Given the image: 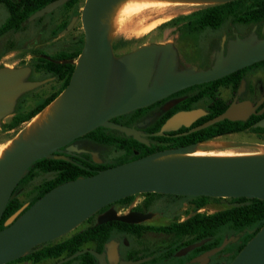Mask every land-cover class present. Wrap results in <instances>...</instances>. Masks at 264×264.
I'll return each instance as SVG.
<instances>
[{
	"label": "water",
	"instance_id": "1",
	"mask_svg": "<svg viewBox=\"0 0 264 264\" xmlns=\"http://www.w3.org/2000/svg\"><path fill=\"white\" fill-rule=\"evenodd\" d=\"M64 1H51L36 11L31 19L52 11ZM116 1H85L81 12L84 45L76 59L58 60L44 55L57 63H73L75 68L68 85L57 96L62 95L61 107L51 123L35 140L17 143L0 160V220L20 179L37 160L62 158L70 161L71 158L57 152L100 126L120 130L148 143L140 137L142 132L138 129L114 122L111 118L148 106L187 86L222 78L264 60V37L258 40L238 38L229 45L226 58L220 57L212 67L196 71L179 70L177 50L172 43L145 45L117 58L113 54L111 38H108L102 24L105 13ZM228 1L232 0H220L218 3ZM116 60L123 62V76L116 89L112 90L115 95L110 98V75ZM31 72L30 66L0 67V127L3 119L15 112L20 96L39 84L29 79ZM255 108L250 101L233 102L225 111L195 129L224 119L245 120L262 112ZM202 114L201 108L177 112L154 134L163 135L166 130L188 126ZM150 120L148 117L145 122ZM255 125L264 127V117ZM198 144L158 150L51 188L29 208L23 211L22 207L8 218L6 227L0 230V264L25 256L34 247L71 232L102 208L139 193L264 200V154L230 157L184 155L160 159L169 154L194 152ZM153 215V212L138 211L120 214L110 206L98 215L97 224L113 220L141 223ZM242 234L224 238L219 246L206 251L199 259H209L229 242L237 241ZM204 242L191 244L177 254L181 255ZM86 251L95 255L99 264H108L105 254L93 249L77 251L62 261ZM120 264L135 262L125 260ZM229 264H264V224Z\"/></svg>",
	"mask_w": 264,
	"mask_h": 264
},
{
	"label": "flooded vegetation",
	"instance_id": "2",
	"mask_svg": "<svg viewBox=\"0 0 264 264\" xmlns=\"http://www.w3.org/2000/svg\"><path fill=\"white\" fill-rule=\"evenodd\" d=\"M43 1L46 0H0V67L8 65L7 60H10V58L13 55L15 56L17 55L20 56L19 57L20 61H22L23 59L27 60L25 64L32 67V74H33L34 72L33 66H35L39 62L38 61L39 58H45L44 55H48L52 59H55V56L60 53L70 52V51L72 53L78 48H83L82 47V41L84 40L83 25L79 27L81 29V31H79L81 32V34L79 35L78 34L76 35L75 26L71 28L70 25L72 19L75 16L76 6L78 2L76 4H72L71 0H65L62 4L57 6L52 11L31 19V16L36 11L40 10L46 4L50 3L53 0H47V3L45 5L33 11L29 16L27 15L29 8H33L35 7V5L42 3ZM185 23H187V19H184L183 22L181 21L176 24H173L178 29L177 33L172 38L173 44H175L173 46L177 50V55L180 64L184 60L190 61L193 59V62H195L201 53L203 52L206 53L209 56V58L207 59L206 65L204 64L200 65L201 66L200 69H207L214 65V61H213L214 58H212V55L215 51H218L219 49L222 48L223 45L221 43L224 44V47L226 49L227 40L229 38L235 37L236 34L246 33V31L244 32L241 28H236L237 27L236 25L234 24L233 26L232 24L227 25L225 22H223L218 27H205L199 30L188 29L185 27L186 25ZM239 23L247 24V25L254 24V25H250L251 26L250 28L256 25L257 30L260 32L264 28V20L258 23H252V22H239ZM206 34L209 35V37ZM216 43H220L219 45H217L218 47L214 46V44ZM45 47L51 50L57 49V51L54 53H50L47 52L48 49L46 50ZM27 50H31L32 53L27 54L26 56H22V54L25 53ZM52 78L55 79L54 77ZM201 84H194L191 86H187L183 89L172 92L166 97L148 106L137 108L130 112L115 116L111 118V120L127 126L138 128V125L141 122H143L146 118H148V116L155 114L153 116L152 122L146 124L143 127H140L144 132L142 134V137H144V139H146L148 143L133 138L135 140V142H133L134 153L140 156L144 151L151 149L153 146L155 148L156 143L152 138L153 136H155L154 134L155 131H150L149 128L153 124V121L155 119L160 118L163 114L169 111L174 110V112L172 113V115H174L175 113L180 111L201 108L203 109L204 114L199 116L195 121H193L188 126L180 125L178 128L166 130L164 132L165 134L158 136H164L166 138L175 137V135L186 134L188 132L202 129V128L200 129H195V128L200 126L204 122L200 124H197L196 122L203 116L207 115L212 109H216L217 105L215 106V104L218 102V100H221L227 107L233 102L250 101L251 104L256 107L255 110L257 112L262 111L260 113L264 114V62L263 63L257 62L250 66L245 67L243 78L236 91H234L231 85L222 84L216 88H211L209 92L208 91L205 92V88ZM48 95H50V93L45 95V97H47ZM18 104L22 105V99L18 101L17 106ZM137 113H139L140 115H138ZM163 125L164 124H162V126ZM100 127H105V126H100ZM185 127L189 128V130L181 131ZM105 128L108 129L107 131H110V129H112L109 127H105ZM113 130H117V129H113ZM229 134L232 133H227L225 135H229ZM77 139H80L81 143L83 142L91 143L96 148L102 145L103 146L107 145L105 143L93 139L91 136H88L87 134L80 136L75 140ZM201 142H205V141H199L197 143H201ZM71 143L67 146L62 147L63 150L57 152V154L66 155L69 158L73 157L77 159L79 162H89V163L94 162L96 166L105 165V163L94 161L84 152H79V153H74L72 151L67 152L69 151V149H71L69 148ZM141 143L147 145L148 147L147 148L142 147L140 145ZM81 149H83V147H81ZM18 190L19 189H16L15 193H17ZM158 194L159 193L155 195ZM166 195L173 196L171 194H166ZM153 196H154L153 194H144L143 200L140 203H135L130 209H128L130 205L122 206V207L128 209L127 212L130 211H138L143 213L152 212L151 207L154 203ZM14 197H16V194ZM116 205H120V204H111L106 206L105 208H103V210L99 211L95 215V217L93 215V219L97 223L98 214L104 212L110 206L115 207ZM22 207L25 208L26 206H24L22 203L21 208ZM201 209H198V212H202ZM7 220L8 219H6V221ZM178 221H183V220H178ZM129 224L151 225L146 223L145 221L141 223H129ZM147 232L150 233L155 231H147ZM147 232H142L138 234L131 230H128L127 228H119L113 231L111 238L107 240L103 245H101L100 242L97 240H91L85 242L78 251L84 249H93L98 251L99 253L105 254L106 259H108V254L110 253L112 260L111 264H119L121 261H125V260L134 261L135 264H229L232 261V257L234 255L233 253H229L227 249L224 252L220 253L219 251L214 255L210 256L209 261L208 259L200 260L199 258L202 256V254L210 249L205 251H200L197 250L198 248L197 247L196 250H194L193 252H189L185 255L180 256V255H176V251H177L176 249H181L183 247L179 248V245L168 246L165 244L164 245L159 244L158 246L156 245L155 247L153 240H151L152 241L151 250L144 251L141 248H137L135 250L134 237L141 239L143 238L144 234ZM155 233H161V232H155ZM161 234L171 235L165 233H161ZM64 236H66V234L57 239L47 241L43 244L38 245L39 248L36 250V252L40 253L42 250H45V248H47L48 246H53L62 243L71 237L70 235L63 239H60ZM111 241H114V245L112 248H109L108 244ZM114 248L116 249V251ZM173 249L174 251H172ZM86 253H91V252L86 251L78 256H75L65 261L62 260L74 253L64 252L59 256L42 257L38 261H34L31 258H19L14 261L8 262L6 264H10L19 260H26L28 264H89L91 259L85 256ZM93 256H94V264H99L98 259L95 257V255Z\"/></svg>",
	"mask_w": 264,
	"mask_h": 264
},
{
	"label": "trees",
	"instance_id": "3",
	"mask_svg": "<svg viewBox=\"0 0 264 264\" xmlns=\"http://www.w3.org/2000/svg\"><path fill=\"white\" fill-rule=\"evenodd\" d=\"M71 2L72 4H76L78 0H71ZM46 3L47 0L35 5V7L33 8H29L27 15L29 16L33 11L42 7ZM230 17H233L236 21L239 22H262L264 20V0H232L213 5H203L188 15L175 17L165 22L164 24H176L181 21L183 22L184 19H187V23H185L186 28L199 30L205 27H218L224 21H226L227 18ZM83 44L84 40L82 41V47ZM81 50L82 48H78L72 53L71 51L60 53L55 56V59H76L79 56ZM38 61L39 62L35 66H33V71L35 73H44V75L54 77L55 80L59 83V86L53 92H51L50 95L45 97L30 110H26L22 108L21 104H18L9 121L3 123L2 128L5 130L18 129L23 123L29 121L52 100H54L68 85L75 68V65L73 63H57L45 58H39ZM259 62L263 63L264 60ZM244 71L245 68H242L222 78L203 83L201 85L205 88V92H209L211 88H216L222 84L231 85L234 91H236L241 83ZM216 105V109H212L207 115L200 118L196 123L200 124L206 122L207 120L222 113L227 108V106L221 100H218L215 106ZM173 112L174 110L169 111L163 114L160 118L155 119L149 130L155 132L159 131L162 124L166 122V120L172 115ZM137 114L140 115L139 113ZM262 117H264V114L256 113L250 115L245 120L224 119L200 130L188 132L186 134L175 135V137L166 138L164 136L155 135L152 137L156 143L155 148L153 146L151 149L144 151L142 155L134 156V158L132 159L169 147H179L197 143L199 141L210 140L227 133H240L250 131L256 134L260 141L264 143V127L255 125L256 122H258ZM107 130L108 129L105 127H98L87 133V135L107 145H115L118 148H121L122 150H124V155L126 156L134 152L133 142H135V140L132 137H125L121 140H118ZM188 130L189 128L185 127L181 131ZM140 145L142 147H148L143 143H141ZM71 160L69 161L62 158H42L37 160L29 168L28 172L20 179L16 189H18L22 184H30L37 175L50 174L51 177L41 184L36 194L32 197L29 204L23 209V211L29 208L35 201H37L41 196H43L48 190L53 187L63 182L76 179L79 176H89L98 172L99 170L105 169L109 166H113H96L94 162H79L73 157H71ZM127 161L128 160H122L120 163ZM143 194L154 195L157 193L151 192ZM134 196L135 195L123 198L113 204H120L121 207L128 206L133 201ZM173 196L176 198H186L191 203L193 213L183 221L176 220L169 224L154 226L129 224L117 220L97 224L94 220L91 225L87 226L81 231L73 233V235H71V237L64 242L53 246H48L40 253L36 252V250L39 248L38 246H36L33 248V250H31L28 254L21 258H31L34 261H38L42 257L59 256L64 252L75 253L85 242L97 240L101 245H103L107 240L111 238L114 230L119 228H127L128 230H131L138 234L147 231H155L165 234H178L180 235V238H189V242L210 238L211 240L197 248V250L200 251H205L219 246L224 239V236L220 235L224 229L230 230L229 234L231 235H239L243 232L236 243H233V245L237 247V250L232 257L233 260V258L242 249V247L256 234V232L264 224V200L262 199L246 197L216 198L203 195ZM216 199H228L231 204L230 206L217 210L213 213L198 212V209L205 207L211 200ZM21 206L22 202L17 197L13 196L10 199L0 221V230L6 227V219L17 212L21 208ZM101 210H103V208ZM92 219L93 215L89 217L87 221ZM227 249L228 246L222 249L220 253L226 251ZM85 256L91 259L89 264H94V256L91 253H86Z\"/></svg>",
	"mask_w": 264,
	"mask_h": 264
},
{
	"label": "rangeland",
	"instance_id": "4",
	"mask_svg": "<svg viewBox=\"0 0 264 264\" xmlns=\"http://www.w3.org/2000/svg\"><path fill=\"white\" fill-rule=\"evenodd\" d=\"M86 0H79L78 4L76 6V12L75 16L71 21V28L75 26L76 30V35L81 34V29L79 28L82 26V21H81V12L82 8L85 4ZM201 6H176V5H171L168 7L164 8H152L149 9L145 12H142L138 14L137 16L127 19L117 35L115 37H112L110 39L112 48H113V54L115 57H122L124 55H128L135 50L139 49L140 47H143L145 45H159V44H167V43H172L173 40L172 38L175 36L177 33L178 29L176 26L173 24H164L165 22L178 17L182 16L185 14H188L196 9H198ZM81 8V9H80ZM233 17L227 18L226 21H224L227 25L233 24L236 25V28H241L244 32L246 33L243 34H236L235 37L229 38L227 40L226 44V49L224 47V44L221 43L223 46L221 49L218 51H215L212 55L214 64H216L218 58L227 56L228 50H229V45L233 43L235 40L238 38H255L256 40L263 38L264 37V28L260 31L257 30V26H252L250 28V25L254 24H241L239 22H236V20ZM231 22V23H230ZM164 24V25H163ZM146 27V28H145ZM221 31V30H220ZM72 32V31H71ZM73 35V34H72ZM207 35V34H206ZM209 37V35H207ZM220 43L214 44V46L219 45ZM175 45V44H173ZM218 47V46H217ZM216 47V48H217ZM224 47V48H223ZM47 50L48 48L45 47ZM66 50V49H65ZM57 49H48L47 52L54 53L56 52ZM32 53L31 50H27L25 53L22 54V56H26L27 54ZM20 56H15L13 55L10 60H7L8 65L3 66L7 68H18V67H25L29 66L26 65L25 62L27 61L26 59H23L22 61L19 60ZM209 56L206 53H201L198 56V59L193 62V59L190 61H183L179 66V70L183 69L185 71H196V70H202L201 64L206 65L207 59ZM190 59V58H189ZM31 67V66H30ZM183 67V68H181ZM32 68V67H31ZM123 62L122 60H116L112 64V69H111V75H110V85H109V90L108 94L111 97L115 95V92L112 90L116 89L117 84H119L122 80L123 76ZM32 76V77H31ZM31 76L29 79L35 80L39 82V84L30 89L27 90L25 93H23L19 100L22 99V108L26 110H30L33 108L36 104H38L40 101H42L45 98V95L48 93L53 92L58 86L59 83L53 79L52 77H49L47 75H44V73H35L31 72ZM155 115V114H154ZM150 115L148 117H151V120L149 122L143 121L145 124H141V122L138 125V129L142 134L144 133L140 127L145 126L146 124L152 122L153 116ZM12 115H9L5 117L3 120V123L8 122L9 119L11 118ZM31 121V120H30ZM29 122L23 123L18 129L16 130H5L0 127V144H4L8 142L9 140L13 139L19 131L27 126ZM135 128V127H134ZM110 134L114 135L118 140H121L125 137H132L135 138L132 135H127L125 132H122L120 130H113L110 129L108 131ZM142 134L140 135L141 138ZM136 139V138H135ZM217 141V142H216ZM221 141V142H220ZM71 151L74 153H79V152H84L86 153L90 158H92L94 161L97 162H102L105 163V165H114V164H119L122 160H133L134 156L136 153H132L128 156L124 155V151L118 148L117 146H112V145H102L99 147H94L91 143L83 142L81 143L80 139L74 140L71 145ZM83 147V149H81ZM86 147V148H84ZM196 150H204L207 153H235L233 155H249V154H257L261 151H264V143L260 141V139L257 137L256 134L250 132V131H245V132H240V133H232L229 135H224L220 137H215L209 141H205L203 143H199L196 146ZM139 158V157H138ZM136 159V158H135ZM51 177L50 174H40L37 175L33 181L30 184H22L18 189V192L15 193L16 197H18L24 206H27V204L30 202L32 197L36 194L38 188L41 186V184L49 179ZM14 194V196H15ZM144 198L143 193L136 194L133 198V201L128 209H130L135 203H140ZM154 203L151 207V211L154 213V215L146 220L145 222L151 225H164V224H169L173 221L176 220H184L186 219L189 215L193 213V209L191 206V203L188 199L184 198H176L170 195L166 194H158L153 196ZM231 202L228 199H216V200H211L204 208L201 209L202 212L206 213H213L217 210L223 209L225 207L230 206ZM116 209L120 214L127 213L128 209L121 207L120 205L115 206ZM98 213V212H97ZM96 213V214H97ZM94 214V217L95 215ZM99 215V214H98ZM97 215V216H98ZM92 222H94V219L85 221L81 225H79L77 228L72 230L71 232L66 234V236L60 238L63 239L67 236L72 235L73 233L80 231L87 226H89ZM230 230L224 229L221 232V236L226 237H231V236H236V235H231L229 234ZM206 239V240H205ZM202 239L205 242L202 244L204 245L207 243L210 238H205ZM151 240L154 241V245L158 246L159 244L161 245H168V246H173L179 245L180 247H183L181 249H176V255L179 253L181 250L184 248L188 247L191 244L200 242V241H191L189 242V238L183 239L180 238V235L178 234H171V235H164L161 233H155V232H147L144 234L143 238H135L134 237V243H135V250L137 248H141L144 251H149L152 249L151 245ZM224 240V239H223ZM147 243V244H146ZM233 243H236L231 241L228 243V252L235 254L237 247L233 245ZM114 245V241H111L108 246L109 248H112ZM201 245V246H202ZM200 247V246H198ZM197 248V247H196ZM196 248L185 251L181 255H185L189 252H193L196 250ZM115 249V248H114ZM110 250V249H109ZM116 251V249H115ZM174 251V249L172 250ZM180 255V256H181ZM108 264H111V254H108ZM210 258L208 259V261ZM207 261V262H208ZM121 263V262H120ZM119 263V264H120ZM10 264H28L26 260H19Z\"/></svg>",
	"mask_w": 264,
	"mask_h": 264
},
{
	"label": "bare ground",
	"instance_id": "5",
	"mask_svg": "<svg viewBox=\"0 0 264 264\" xmlns=\"http://www.w3.org/2000/svg\"><path fill=\"white\" fill-rule=\"evenodd\" d=\"M220 0H117L112 4L110 9L105 13L102 24L107 30L108 38L115 37L121 29L123 23L127 19H131L138 14L145 12L152 8H164L171 5L176 6H203L218 3ZM146 28V27H145ZM62 102V95L57 97L53 102L47 105L42 111L36 114L30 123L23 127L19 133L11 140L4 144H0V160L5 155L12 151L19 142H30L35 140L41 131L47 127L58 113ZM27 121V122H29ZM26 122V123H27ZM217 142V141H216ZM221 142V141H220ZM235 154V153H233ZM231 153H207L204 150H196L187 154H169L162 156L160 159L175 157V156H217V157H230V156H244L233 155ZM258 155L264 154V151L257 153ZM256 155V154H252Z\"/></svg>",
	"mask_w": 264,
	"mask_h": 264
},
{
	"label": "crops",
	"instance_id": "6",
	"mask_svg": "<svg viewBox=\"0 0 264 264\" xmlns=\"http://www.w3.org/2000/svg\"><path fill=\"white\" fill-rule=\"evenodd\" d=\"M11 115H13V114H11ZM4 119H5V118H4ZM4 119H3V120H4Z\"/></svg>",
	"mask_w": 264,
	"mask_h": 264
}]
</instances>
